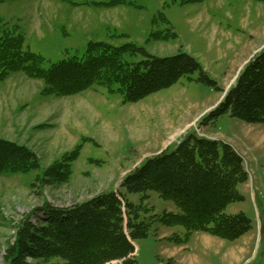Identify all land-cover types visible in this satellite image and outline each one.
I'll return each instance as SVG.
<instances>
[{"label":"rangeland","instance_id":"1","mask_svg":"<svg viewBox=\"0 0 264 264\" xmlns=\"http://www.w3.org/2000/svg\"><path fill=\"white\" fill-rule=\"evenodd\" d=\"M4 24L19 28L26 48L41 54L46 67L83 57L91 41L116 46L132 42L161 57L186 51L226 90L264 46V0H7L0 3V26ZM125 59L136 62L143 56ZM199 76L183 77L131 103L116 88L100 85L58 96L44 93L43 80L22 72L1 80L0 139L32 149L41 167L0 175V264H8V249L25 218L42 223L32 214L35 208L46 203L71 206L101 192L123 191L120 183L127 172L165 147L174 148L194 128L244 154L250 173L248 185L240 188L244 200L229 204L226 213L243 211L252 228L229 241L206 232L189 234L182 225L156 220L146 237L134 241L137 264H264V124L229 113L201 123L225 91ZM78 147L69 181L41 180L44 170ZM148 194L127 195L143 205L148 218L178 212L172 201L155 191Z\"/></svg>","mask_w":264,"mask_h":264},{"label":"trees","instance_id":"2","mask_svg":"<svg viewBox=\"0 0 264 264\" xmlns=\"http://www.w3.org/2000/svg\"><path fill=\"white\" fill-rule=\"evenodd\" d=\"M126 55H142L143 59L131 62ZM45 63L41 54L26 48L18 27L0 26V81L11 73L22 72L43 80L44 93L58 96L100 85L112 91L116 88L124 102L131 103L199 72V80L225 91L184 50L161 57L132 42L116 46L91 41L83 57L64 58L48 67ZM226 113L249 123L264 124V46L244 64L223 99L204 115L201 123ZM79 149L55 161L43 171L41 180L69 181L70 162L77 158ZM40 167L32 149L0 139V175ZM249 178L243 156L232 145L190 131L174 148L168 146L146 157L127 172L120 184L123 191L101 192L71 206L46 203L35 208L32 214H38L42 223L30 217L22 221L17 241L7 252L8 264H137L134 241L146 237L156 220L167 226L182 225L189 234L206 232L235 241L252 228V220L243 211L228 214L226 208L244 200L240 186ZM149 191L172 201L178 212L146 217L143 205L131 202L127 194L141 193L147 198Z\"/></svg>","mask_w":264,"mask_h":264},{"label":"crops","instance_id":"3","mask_svg":"<svg viewBox=\"0 0 264 264\" xmlns=\"http://www.w3.org/2000/svg\"><path fill=\"white\" fill-rule=\"evenodd\" d=\"M236 149H237V151L238 152H240L241 154H243L237 147H236ZM248 185V183H245V184H242L241 186H240V188H243L242 186H247Z\"/></svg>","mask_w":264,"mask_h":264}]
</instances>
